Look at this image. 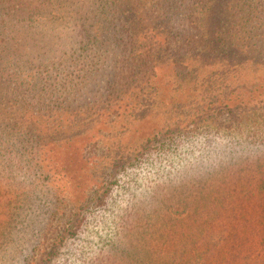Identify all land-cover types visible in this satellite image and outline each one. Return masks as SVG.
Segmentation results:
<instances>
[{
    "label": "trees",
    "instance_id": "16d2710c",
    "mask_svg": "<svg viewBox=\"0 0 264 264\" xmlns=\"http://www.w3.org/2000/svg\"><path fill=\"white\" fill-rule=\"evenodd\" d=\"M244 64L264 68V0H0V166L40 171L64 144L81 147L90 159L95 103L77 98L99 93L102 106L144 111L165 65L173 90L192 93L198 82L204 104L193 97L174 103L168 121L126 151L119 168L143 151L218 133L227 138L222 182L228 186L235 172L258 176L262 201L264 96L238 100L242 89H256L252 81L234 82ZM216 80L220 91L212 93ZM114 168L105 176H114ZM108 185L122 187L116 178ZM139 248L132 242L121 252L137 260Z\"/></svg>",
    "mask_w": 264,
    "mask_h": 264
},
{
    "label": "rangeland",
    "instance_id": "374dc122",
    "mask_svg": "<svg viewBox=\"0 0 264 264\" xmlns=\"http://www.w3.org/2000/svg\"><path fill=\"white\" fill-rule=\"evenodd\" d=\"M164 66L155 79L157 92L150 93L144 111L137 110L142 113L138 117L133 109L102 106L99 93L77 98L95 103L90 159H83L81 147L64 144L40 171L0 166V264H264L258 176L235 172L228 186L222 182L227 138L197 135L177 148L142 150L133 165L119 168L126 151L168 121L174 103L192 97L203 103L201 84L195 82L192 93H176ZM235 74V83H256L255 91L242 89L238 100L264 96V68L244 64ZM218 86L214 81L212 93L220 91ZM230 99L237 101L233 94ZM112 164L119 169L108 178ZM248 176L251 184L245 182ZM115 178L122 187L110 188L108 182ZM108 188L104 202L94 207ZM156 198L164 202L156 203ZM158 204L160 214L153 210ZM132 242L141 246L137 260L121 252Z\"/></svg>",
    "mask_w": 264,
    "mask_h": 264
}]
</instances>
